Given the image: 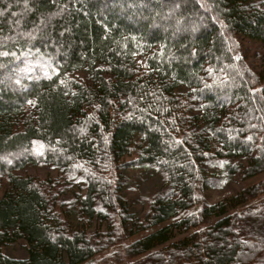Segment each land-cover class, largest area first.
<instances>
[{"label": "trees", "instance_id": "obj_1", "mask_svg": "<svg viewBox=\"0 0 264 264\" xmlns=\"http://www.w3.org/2000/svg\"><path fill=\"white\" fill-rule=\"evenodd\" d=\"M16 154L0 264H264V180L204 196L264 174V0H0V159ZM28 165L83 185L64 201L62 179L14 174ZM139 168L166 188L138 216L121 171ZM17 241L24 258L3 252Z\"/></svg>", "mask_w": 264, "mask_h": 264}, {"label": "rangeland", "instance_id": "obj_2", "mask_svg": "<svg viewBox=\"0 0 264 264\" xmlns=\"http://www.w3.org/2000/svg\"><path fill=\"white\" fill-rule=\"evenodd\" d=\"M237 44L239 46L238 55L245 60L246 65L256 70L261 66V55L262 50L261 46L257 41H253L247 38H238ZM72 77L78 80L79 82H87L86 74L83 71L76 72L72 74ZM40 148V147H39ZM36 149V148H35ZM19 155L7 156L0 159V162H9L10 158H17ZM134 158L133 156L124 158V161H129L130 159ZM218 171V170H215ZM211 173V172H210ZM15 175L19 176H32L37 180L41 181H59L62 179L65 182V188H67L68 197L64 199V201H68L71 196L77 190L76 188L81 187L83 184L82 182H78L80 179L77 176H68L66 175L62 169L57 167H53L51 165H40V166H33L28 165L21 170H16L14 172ZM121 175H123L122 179V187L121 193L124 195L125 199L129 202L132 211L135 214L142 215L141 213L147 208L148 201L152 196L162 191L166 188V182L164 177L161 173L157 171H153L150 169H127ZM219 175H223L222 173ZM72 177V178H70ZM214 177H218V174L215 173ZM225 182L223 187L221 188H207L204 191V196L206 198V202L209 204L220 202L224 199L232 197L235 193L240 191L242 188L253 184L255 181L264 180V174L259 175L251 180L242 181L238 176H234L232 178H224ZM67 185V186H66ZM73 187H72V186ZM6 189V179L4 177H0V196L3 191ZM79 191V190H78ZM106 226H102L101 229L105 228ZM260 230L264 236V227H261ZM181 236V235H180ZM94 241V240H93ZM112 249V248H110ZM250 249V253L252 257H254L253 249ZM113 250V249H112ZM112 250L108 251V255L112 253ZM115 250V249H114ZM3 252L11 257L15 258H24L25 257V245L22 241H17L16 243L10 244L3 248ZM114 252V251H113ZM107 258V257H106ZM100 258L97 259V262ZM107 264H127L130 261L136 259H106Z\"/></svg>", "mask_w": 264, "mask_h": 264}]
</instances>
